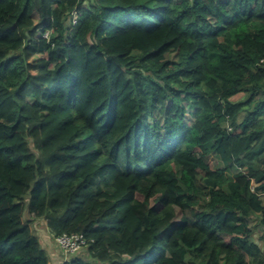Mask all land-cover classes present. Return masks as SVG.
Returning a JSON list of instances; mask_svg holds the SVG:
<instances>
[{
    "label": "trees",
    "instance_id": "obj_1",
    "mask_svg": "<svg viewBox=\"0 0 264 264\" xmlns=\"http://www.w3.org/2000/svg\"><path fill=\"white\" fill-rule=\"evenodd\" d=\"M254 216L264 0H0V264L42 219L63 264H264Z\"/></svg>",
    "mask_w": 264,
    "mask_h": 264
},
{
    "label": "crops",
    "instance_id": "obj_2",
    "mask_svg": "<svg viewBox=\"0 0 264 264\" xmlns=\"http://www.w3.org/2000/svg\"><path fill=\"white\" fill-rule=\"evenodd\" d=\"M36 230L40 236L43 246L50 255L52 264H63L69 257L59 251L54 235L50 232L47 222L42 219L36 222Z\"/></svg>",
    "mask_w": 264,
    "mask_h": 264
},
{
    "label": "built area",
    "instance_id": "obj_3",
    "mask_svg": "<svg viewBox=\"0 0 264 264\" xmlns=\"http://www.w3.org/2000/svg\"><path fill=\"white\" fill-rule=\"evenodd\" d=\"M55 240L66 257L77 255L82 249L87 248L89 243L88 238L83 233H64L56 236Z\"/></svg>",
    "mask_w": 264,
    "mask_h": 264
},
{
    "label": "rangeland",
    "instance_id": "obj_4",
    "mask_svg": "<svg viewBox=\"0 0 264 264\" xmlns=\"http://www.w3.org/2000/svg\"><path fill=\"white\" fill-rule=\"evenodd\" d=\"M177 59V58H176ZM244 97V94H240L239 96L235 97L234 99H242ZM189 119H193L191 116H189ZM213 160H215V163H218V159L216 156H212ZM237 172V170H236ZM197 200H200L197 198ZM250 226L254 230V238L262 245L264 246V229L258 225L257 217L254 216L250 219ZM58 249L59 246L57 245ZM59 251H62L61 249ZM77 255L84 257L86 259H89L88 252L85 249H82ZM70 258V256H69ZM52 264V263H51Z\"/></svg>",
    "mask_w": 264,
    "mask_h": 264
},
{
    "label": "clouds",
    "instance_id": "obj_5",
    "mask_svg": "<svg viewBox=\"0 0 264 264\" xmlns=\"http://www.w3.org/2000/svg\"><path fill=\"white\" fill-rule=\"evenodd\" d=\"M70 258H71V256H70ZM68 260V259H67Z\"/></svg>",
    "mask_w": 264,
    "mask_h": 264
}]
</instances>
